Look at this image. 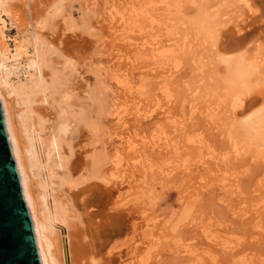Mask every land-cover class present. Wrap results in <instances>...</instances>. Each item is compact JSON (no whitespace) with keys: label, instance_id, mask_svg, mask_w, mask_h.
<instances>
[{"label":"rangeland","instance_id":"1","mask_svg":"<svg viewBox=\"0 0 264 264\" xmlns=\"http://www.w3.org/2000/svg\"><path fill=\"white\" fill-rule=\"evenodd\" d=\"M21 1L5 9L6 38L14 48L16 37H30L28 28L14 21L18 13L34 24L49 52L48 97L41 95L44 100L33 105L36 118L50 120L51 126L66 109V98L73 97V110H92L96 130L74 120L65 136L66 154L78 158L80 166L91 163L93 155L106 160L101 169L106 181L84 182L78 173L69 184L61 169L58 179L51 181L47 173L36 172L49 189L50 207L54 201L70 206L67 223H53L52 238L61 252L70 240L92 258L88 264H194L184 252L191 248L215 251L200 264H264V209L259 207H264V15L241 0H60L58 11L40 13L34 8L39 15L30 7L27 11ZM253 2L258 11L264 5L263 0ZM123 15L124 25L119 20ZM225 32L249 34L246 43L251 42L240 56L219 49ZM149 41L157 42L159 50L139 49ZM235 62L244 68L246 79L235 77ZM57 80L63 85L53 88ZM63 89L69 94L65 96ZM17 100L24 118L29 107ZM117 104L124 121H118ZM138 109L145 111L137 113ZM248 121L252 125L245 129ZM166 135L181 149L179 154L173 147L149 144L144 150L140 145V160L124 142ZM38 149L45 159L47 148ZM199 159L213 166L202 165ZM166 165L178 168L160 177ZM93 183L111 194L102 200L99 188L83 194ZM223 239L236 247L224 252L218 245ZM106 241L101 254L93 252Z\"/></svg>","mask_w":264,"mask_h":264},{"label":"bare ground","instance_id":"2","mask_svg":"<svg viewBox=\"0 0 264 264\" xmlns=\"http://www.w3.org/2000/svg\"><path fill=\"white\" fill-rule=\"evenodd\" d=\"M13 1H15V0H0V101L2 102V105H3L9 137H10L11 144L13 147L14 156H15V160H16V163L18 166V171L20 174L21 182H22V185L24 188V192H25L26 199H27V202L29 205L31 216H32V219L34 222V227L36 230V234H37L38 242L40 245L42 257L44 260V264H71V263L72 264H88V262H90L89 259H92V258L89 257L87 259L86 258V252L82 251V250H78V248L74 245V242H71L69 240V242H68L69 246L66 245V247L68 246V248H65V252L63 253V252H61V248L55 242L56 239L52 238V233L54 232L53 223L54 222H60L61 224L65 225L67 223V217L69 216L70 206H66L67 202L63 201V203H62V202H58L56 200L57 202L54 201L53 204L51 203L52 205L50 207L49 202H48V197H49L48 190L49 189L47 190V187H43V184H41L40 181L36 178V172L47 173L46 178L49 179V181H51L52 178L57 177V175H58L57 169H61L65 175L64 176L65 182L69 183V184L73 182L72 179L75 177V174H78V173H81L82 177H84V180H83L84 182L89 181L91 179H102L103 173H102L101 169H102L103 165L106 163L105 158L102 157L100 159V158H97L96 155H93L91 157V163H89L88 161H84L82 163V165L80 166V164L78 162L79 159L78 158L74 159V155L72 153H70V155H67L66 153L68 151L64 147V144L66 142L65 136L67 135V133L70 130L71 123L74 120H76L77 122L84 123L89 128L96 130V124L94 123V116H93L92 110L90 108H89L90 110L86 109L85 107L80 108L79 111L73 110L74 104L71 103L73 97L68 96L66 98V101H65L67 103L66 109L63 108V110L60 112L58 121L56 123H52L51 126H48L47 123L50 120H46L45 118H42V119L36 118V114H35L36 111L32 108L33 105L36 104L39 100L40 101L44 100L43 96H41V95L48 97L47 96V90H48L47 85L48 84L45 80V69L49 66V59H48L49 58V52H48L46 45L42 42L41 39H39L37 37L36 27L34 26V24L31 25L29 23V21H26L28 19V17L26 19V17H22V16L18 15V13H17L14 21L16 22V24H18L20 26H24V27L26 26L25 28H28V30L26 29L28 31L27 34L29 33L28 35L30 37L28 38L24 35H23L24 37H20L18 39L16 37L15 47L14 48L11 47V45L9 43V38L8 39L6 38L5 30L7 27V23H6V20L3 18V16H4V12L7 11V10H5L6 8L13 7V5H14ZM241 1H243L246 5L249 4L247 6L248 7L250 6V9L255 10L256 12H258V14L261 13V15H264V5H261L262 9L260 8L258 11V9L253 7V5H255L253 0H241ZM21 2H22L23 7L27 11H28L29 7H30V9L32 8L31 12H34L38 8V9H41L40 13H42L44 11L49 13L50 9L58 11V10H60L61 3H62L60 0H22ZM263 4H264V0H263ZM34 8H35V10H34ZM12 11H14V10H12ZM35 12H37V15H39L38 11H35ZM25 13H26V11H25ZM114 14H115V12H114ZM118 14H119V12H118ZM37 15L32 14L33 17L37 16ZM113 16L115 17L116 15H113ZM117 18H119V17L118 16L115 17V20ZM125 19H126L125 15L121 16L119 19L123 25L126 23ZM37 24L39 25V23H37ZM262 26H261V29L264 28ZM24 32L25 31H23V33ZM124 32H125V30H124ZM230 35L233 36V39L228 38V36H230ZM248 35L249 34H246V35L244 34L243 36H240V35L234 36L233 32H227V33L225 32L223 34V37H222L223 40H221V42L219 43V49H221L223 51H227V52L233 51V52H235L234 55L240 56L239 54H241L243 52V49L247 45H249L251 42V41H249L248 43H246V39H247ZM254 39L255 38H253V40ZM139 44H141V43H139ZM147 44L150 47H148ZM143 48L146 51H151V50L157 51V50H159L158 43L157 42H150V41L148 43H142L140 45L139 49L142 50ZM139 49H138V51H140ZM232 55H230V57ZM230 59H228L229 62L231 61ZM235 60H237V58H235ZM235 63H232V64H235ZM228 66H229L228 68H231V69L234 67L233 65H232L233 67H231L230 64H228ZM235 69H236L235 77L239 76L241 78V80H243L244 78L246 79L247 76L243 71L244 68H242V65L239 62L236 63ZM118 83L123 84V82L120 80L118 81ZM62 85H63L62 82L57 80L56 83L53 84L52 86H53V88H57V86L61 87ZM63 90L65 92V96L67 94H69L65 89H63ZM237 96H234V98L236 97V99H237ZM17 99H23L24 102L27 103V105L29 107L28 112H27V116L24 118L22 117L21 112L16 105V102L18 101ZM233 101H235V100H233ZM238 101H241V99L238 98ZM243 101H245V99ZM243 101H241V102H243ZM75 104H78V103H75ZM85 104L87 105V103H85ZM237 104H238V106L241 105L240 103H237ZM235 108L237 109L238 107H235ZM262 109H263L262 112H264V107ZM141 111H145V110L138 109L136 112L139 113ZM122 113H124V112L120 109V106H118V104H117L116 105V114L118 117V121L123 120L124 116ZM247 120H249V119H247ZM250 123L251 122H249V121L247 123H245L244 128L248 129L252 125ZM181 130L182 131H180V130L179 131L183 132L184 128L181 127ZM180 134L183 135V133H180ZM185 138H187V137H185ZM124 142L126 145V149H128L129 151H134L135 154L138 153L136 158H139L140 160L142 158V154H141L142 150L138 149V147L140 145H141L140 146L141 149H144V150H145V148H148L147 146L149 144H151V146H150L151 148H169L170 149V147H173L174 152H178V154H179V151L181 150L180 148H178L173 143L174 139L173 138L170 139V137H168L167 135L165 137L158 136L157 138H154L152 141L151 140L150 141H146V140L145 141L144 140L138 141V140H136V138L135 139L125 138ZM194 142H195V144H197V143L201 144L203 141L200 140V141H194ZM192 144H194V143H192ZM204 144H206V143H204ZM39 146L43 147V148H47V154H45V159L42 158V156H40L39 149H38ZM206 146H207V144H206ZM197 148L200 149V147H197ZM211 154H213V151ZM54 155H56L55 158H54ZM191 155H193V153ZM207 155H205V156H207ZM144 156H145V153H144ZM193 156H195V155H193ZM214 156H218V155H214ZM220 156L221 155H219V157ZM210 157H208V158H210ZM221 157L225 158L224 156H221ZM186 158H188V157L186 156ZM145 159H146V157L144 158V160ZM216 159L218 160V158H216ZM140 160L137 159V161H139V163L143 162ZM217 160H216V162H217ZM133 161H134V159H133ZM218 161H220V160H218ZM221 162H224V161H222V158H221ZM221 162H220V164H222ZM114 163H116V162H114ZM119 163L120 162L116 163V166H117V164L119 165ZM175 163H176L175 166L176 165L178 167H179V165H180V167L182 166L180 163H177V162H175ZM199 163H201L202 165H207L208 163L212 165L211 162H208V160L205 161L204 159H199ZM134 164H136V163H134ZM188 164H190V162ZM191 164H192V162H191ZM143 165L145 166L147 164H143ZM169 165H172V163ZM169 165H166L168 167L160 169L161 170L160 171V174H161L160 177L162 175H165V177L169 176L176 168H178V167L169 166ZM225 165H226V163H225ZM214 166H216V165H214ZM217 167H219V166H217ZM139 168H141V167H139ZM146 168H147V166L145 167V169ZM219 168H217V169H219ZM184 169L185 170L189 169V165H186V166L184 165ZM211 169L212 168H210L209 170H211ZM183 170H181V172ZM221 170H222V166H221ZM143 171H144V169H143ZM217 172H219V171H217ZM222 172L218 173V174L222 175ZM144 174H146V173H144ZM208 175H206V177ZM213 175H214V172H213ZM145 176L146 175H144V178H145ZM156 176L157 175H155L154 178H156ZM234 176H236V175H234ZM206 177H203V178L205 180H207ZM213 177L216 178V176H213ZM217 177H218V175H217ZM219 177H221V176H219ZM104 178H103V180H104ZM57 179H58V177H57ZM106 180H104V181H106ZM154 180H156V179H154ZM225 180H228V179H225ZM229 180H231V179H229ZM238 180L240 181L239 178H238ZM61 184H63V183H61ZM224 185H225V183H224ZM224 185H222V186H224ZM237 185H239V184H237ZM48 187H51V186H48ZM205 187H203V189ZM225 187H227V186H225ZM94 188L97 190H98V188L101 189L100 190V191H102V195H100L101 200L103 198H106L107 195L109 196L111 194L109 189H106L105 187H102V186H100L98 184H94V183L88 185L83 190V194H87V193L93 194L96 191ZM201 189H202V187H201ZM200 192L201 191H199V193ZM229 192H226V193L229 195L234 194V192L231 194ZM195 194L197 195V192H195ZM236 194H237V190H236ZM198 196H200V195H198ZM237 196H239V195H237ZM232 197H231V199H232ZM225 199H226V197H225ZM225 202H228V200ZM240 203H242V201ZM88 204H91V203L89 202ZM67 205H68V203H67ZM249 205H251V204H249ZM259 207H262V209H264L263 206H259ZM259 207H258V210H261ZM242 209H243V207H242ZM253 210H255V208ZM249 211H251V210H249ZM255 212H253V213H255ZM247 213H249V212L247 211ZM256 213L259 214L260 211H257ZM102 214L104 215L105 213L104 212H98L97 213L98 216H101ZM258 216H255L254 218L257 219ZM108 217L110 218V214H108ZM62 228L63 227H60V229H62ZM123 229H124L123 226H120L118 233H122L124 231ZM62 230L64 231V228ZM69 239H70V237H69ZM155 240H157V239H155ZM155 240H153V241H155ZM213 241H216V240H214V238H213ZM107 244H108V242L106 241V242L100 244L99 246H96L95 248H93V252L96 251L97 253L101 254L106 249ZM230 244H231L230 241H228L226 239L218 241V245L222 246L221 248L224 252L232 251L236 247V246L232 247ZM156 245H154L155 248L157 247ZM232 245H234V242H232ZM58 247H59L58 250L60 252L59 251L56 252V248H58ZM183 247H182V249H183ZM184 248H186V247H184ZM187 248H188V246H187ZM184 250H185L184 252L190 256V258H191L190 260L194 261V264L202 263L206 259L207 255L210 256V258H213V256H214L213 254H215L214 253L215 251L210 250V249H209L210 251H206V250L201 251V249L199 250V249H194V248L193 249L192 248L191 249H184ZM211 251H213V253ZM210 252L212 254H209ZM108 253L111 254L112 251L108 252ZM107 260L109 261V263H112L111 258H107ZM93 262L94 261L91 260L90 263H93Z\"/></svg>","mask_w":264,"mask_h":264},{"label":"water","instance_id":"3","mask_svg":"<svg viewBox=\"0 0 264 264\" xmlns=\"http://www.w3.org/2000/svg\"><path fill=\"white\" fill-rule=\"evenodd\" d=\"M0 264H44L1 101Z\"/></svg>","mask_w":264,"mask_h":264}]
</instances>
